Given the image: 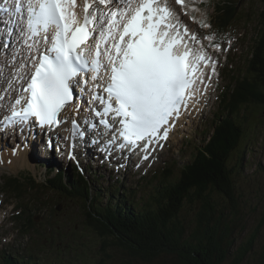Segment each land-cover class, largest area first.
Instances as JSON below:
<instances>
[{
    "label": "snow or ice",
    "instance_id": "snow-or-ice-1",
    "mask_svg": "<svg viewBox=\"0 0 264 264\" xmlns=\"http://www.w3.org/2000/svg\"><path fill=\"white\" fill-rule=\"evenodd\" d=\"M113 4L115 7H110ZM14 6L21 13L15 30L29 52L35 50L37 54L30 57L33 71L26 86L20 89L26 95L16 98L11 115L0 123L4 127L23 126L34 118L41 127L58 126L60 113L74 100L73 82L82 77L85 85L91 80L94 89L102 87L107 94L105 98L93 92L91 97L103 106L102 110L92 109L100 117V124L111 129L114 125L106 119L110 114L113 121H118V136L113 135L108 143L115 144L119 139V149L132 151L144 142L140 150L146 153L143 159H147L149 145L167 138L165 126L179 115L182 105L186 106L197 65L209 59L193 53L187 41L180 47L183 37L178 30L179 21L167 3L14 0ZM0 9L8 11L3 5ZM184 31L187 32L186 27ZM41 42L45 45L42 52ZM25 67L22 63L17 70L19 79H24L19 72ZM72 128L73 137L83 135L76 132L75 120ZM69 158H73L71 152Z\"/></svg>",
    "mask_w": 264,
    "mask_h": 264
},
{
    "label": "rangeland",
    "instance_id": "rangeland-1",
    "mask_svg": "<svg viewBox=\"0 0 264 264\" xmlns=\"http://www.w3.org/2000/svg\"><path fill=\"white\" fill-rule=\"evenodd\" d=\"M216 1L202 0L199 10L193 13L195 21L186 20L195 31L207 35L213 32L212 29L204 31L202 26L208 24L212 18L213 3ZM260 9L259 0H239L235 8L240 12L238 19H235L236 21L227 33H223L216 38L217 43L221 41L224 43L227 36L237 37V39L232 40L230 51L222 53L220 56L221 61L227 60L228 62L226 61L224 67L218 73L220 81L217 84V93L220 94L221 90L228 84V91L225 95H221L219 99L215 97H212V100L206 99L207 102L203 101L202 103V113L191 118L182 119L176 126L174 134L171 135L166 150L159 155L158 161L154 162L151 168L137 169L138 165H134L133 162L132 168L130 166L131 169L128 168L130 170H126L124 166L120 167L119 170L123 173L120 177L129 185L131 193H126L127 195L122 198L120 191L122 187L127 186L118 185L113 177L110 185H107L106 180H109L111 167H101L99 171L97 167L96 169L95 167H86V176L91 180L88 193L91 190L90 195L97 196V199L91 200L94 209L107 204L112 199L116 201L127 199L138 206L151 202V196L155 193V188L159 184L156 182L158 178L155 181H149L153 180L150 177L151 174L156 171L160 176L169 166H172V175L167 176H171L174 180L177 179L180 168L192 161L196 148H201L207 144L210 130L214 126L212 121H215V115L217 116L218 113V101H221L222 105L225 108L228 107V109L236 104L237 97L234 96V86L238 79L245 77L244 68L250 58L257 32L254 15H257ZM215 11V17H222L227 11L226 2L218 6ZM238 33H243V37L238 36ZM0 35H3L2 40H4L5 34L1 33ZM213 39L210 38L209 40ZM207 42L208 39L204 38L202 43L204 49L218 51V48H208ZM14 47L16 46L11 44L8 50L0 48V63L10 53L19 54L20 50ZM199 53L201 51H198ZM13 64L14 61H11L9 65L13 66ZM3 71L4 68L0 64V76L5 75ZM3 88H0V97H2L0 101L4 99L5 95L1 92ZM221 113L228 114L227 111ZM213 116L215 119H213ZM233 118L240 121L241 142L240 149L233 153L231 163L227 162V165L233 166L236 164L241 159V153L243 157L241 164H238L234 170L235 206L225 202V200L218 199L219 194L215 197L218 199L217 203L226 208L228 207V212L224 214L225 217L223 216V218L224 222L227 221L232 228V238L235 239L229 245L226 239L222 237L225 242L223 247H228L227 263L231 262L238 247L243 243L245 244L258 225L264 221V105L251 106L247 112L245 109H240L238 113H234ZM29 154L28 158L27 156L25 158L29 166H23L20 163L17 169L0 168V218L5 220L0 227V257L12 253L14 256H8V258L12 259L15 264L20 263L22 258L26 259L28 257L32 258V264L35 262L39 264H174L173 258L170 256H163L151 262L142 259H131L124 253L122 245L117 243V239L110 238L111 233L104 230L106 235L102 237L88 228L83 229L81 225L87 219L86 203L84 201L69 200L65 194L58 195L52 189L41 186L40 184L48 177V175L43 174L41 169L40 162L42 158L32 149H30ZM61 157L56 156V161H52L57 164L55 166L70 168L72 165L68 164L66 166ZM80 159H82L81 162L85 169L87 158L80 157ZM91 161H95L93 163L98 166V161ZM18 173L22 177L25 175L30 177L31 175L39 185L28 180L24 187L17 188L14 184L15 179H12L11 185L16 187V190L11 193L2 190L1 185L7 183L9 177H14ZM125 192L124 189V195ZM125 202L126 205H129L128 201ZM22 211L24 212L23 218L25 219L27 232V236L24 238L21 236V232L17 230L19 224L16 217H14V215L20 216ZM88 211L89 213L92 212L91 209ZM190 213L193 214L194 210L191 209L190 212L186 211L184 214L187 223L192 220L187 215ZM263 244L264 224L259 229V235L256 237L253 247H251L252 250L241 264H255L256 257ZM0 264H3L2 258Z\"/></svg>",
    "mask_w": 264,
    "mask_h": 264
},
{
    "label": "trees",
    "instance_id": "trees-1",
    "mask_svg": "<svg viewBox=\"0 0 264 264\" xmlns=\"http://www.w3.org/2000/svg\"><path fill=\"white\" fill-rule=\"evenodd\" d=\"M227 2L229 4L227 11L216 24L221 32L226 31L239 16L238 10H235L238 1ZM259 2L261 9L257 14L256 44L247 64L246 76L237 82L234 89L236 104L231 109L223 105L218 106L216 119L212 121L214 126L211 128V135L209 133L211 138L205 146L196 148L192 161L180 168L177 179L167 176L172 175V166L160 176L157 172L153 173L151 177L153 180L149 181L158 178L156 182L159 184L151 196V202L138 206L127 199L118 201L112 199L94 209L86 181L79 176L74 179L61 173L66 177L68 187L67 192L65 191L66 196L73 200H84L86 208L92 210L89 213L86 209L87 219L81 225L83 229L88 228L102 237L106 235L104 230L111 233L110 238L117 239V243L122 245L124 253L129 258L148 262L170 256L174 264H241L249 255L264 221L258 225L245 244L238 247L231 262L227 263L228 247H223L225 242L222 237L229 245L235 239L232 238V228L223 218L228 212V207L221 206L217 200H225L233 204L232 206L236 203L233 178L235 167L243 160L242 153L236 164L227 165V162L231 163L233 153L240 149L241 142L240 121L233 118L234 113H238L240 109L247 112L251 106L264 105V0ZM223 111H227L228 114L224 115L221 113ZM11 183L12 179H9L1 188L9 192L15 191L16 187L19 188L13 187ZM217 194L218 199L215 198ZM89 201L93 209L87 205ZM125 201H128L129 205H126ZM191 209L194 213L187 214L192 218L191 222L187 223L184 214ZM18 217L24 227V212L22 211ZM21 262L32 264V258L28 257L26 260L22 258ZM3 264L15 263L12 259H3ZM255 264H264V244Z\"/></svg>",
    "mask_w": 264,
    "mask_h": 264
},
{
    "label": "bare ground",
    "instance_id": "bare-ground-1",
    "mask_svg": "<svg viewBox=\"0 0 264 264\" xmlns=\"http://www.w3.org/2000/svg\"><path fill=\"white\" fill-rule=\"evenodd\" d=\"M186 8L184 9V11H192L193 9H196L197 10V6L196 5H198L199 3H200V0H186ZM110 7H115V5L113 4V5H111ZM257 10V9H256ZM1 16V15H0ZM236 21V20H235ZM16 25L17 24H15V29H16ZM15 29H12V28H10V30H13L12 31V34L9 36V31H8V33L7 32H4V34H5V37H4V40L3 41H5L6 42V44L5 43H2V44H0V46L1 47H4V50H8V48L10 47V45L11 44H14L15 46H17V44L15 43V41H17L18 40V38L16 37L17 36V31L15 30ZM13 41H14V43H13ZM19 41V40H18ZM18 44H20V42H18ZM5 45H7V47H5ZM184 45L183 44H181L180 43V47H183ZM16 49H17V47H16ZM20 50V52H19V54H15V55H11L12 53H10V55L5 59V60H3V61H1V66L4 68V73H5V75L3 76L2 74V76H0V88H2V87H4L2 90H1V92L2 93H4L5 94V99L1 102V109H0V119H2V117H4L5 116V114H6V109L7 110H10L11 109V105H12V103L15 101V99L19 96V95H17V93H18V91H17V85L16 84H13L12 83V81L13 80H15V77H14V79H13V76L15 75L14 74V67H10V61H8V60H12V58H13V56H15V57H21V56H23L24 57V59H26V58H28L29 56H31V53L30 52H27L26 50H24V49H19ZM10 51H12V50H10ZM9 51V52H10ZM191 51L193 52V53H198L196 50H192L191 49ZM42 52V51H41ZM199 54H202V53H199ZM26 61V60H25ZM23 63V61H16V65L19 67L21 64ZM25 63H27V62H25ZM16 66V67H17ZM5 69H7V70H5ZM1 73V72H0ZM19 79V78H18ZM19 80H21V79H19ZM16 82H17V80H15ZM12 83L11 85H12V87L9 89V83ZM14 86V87H13ZM197 91L199 92L200 91V89H197ZM195 94L197 95V93L195 92ZM16 96V97H15ZM9 108V109H8ZM5 112V113H4ZM1 113H2V115H1ZM66 113H70L71 114V116L73 115V117H75V116H77V114H78V112L74 109V106L72 105V106H68L67 108H66V111H65V113L64 114H66ZM182 119H180L179 120V122L181 121ZM179 124V123H178ZM44 127H48V126H44ZM79 128V127H78ZM168 132H170V133H172V129H171V127L168 129ZM0 140H1V145H0V149L2 148V147H5L6 145H5V143H4V140H3V138L2 137H0ZM143 143V142H142ZM27 148H25V151L27 150L28 151V149L30 148L31 149V146L29 145V143L27 144V146H26ZM127 152L124 150V154H126ZM47 155V154H46ZM45 155V156H46ZM6 156H8V157H5L4 158V161H6V160H8V159H10L11 160V162H10V164L8 165V166H6L5 164L3 165V167H5V168H7V169H9V170H12V169H14L16 166H17V164H20V163H22V164H24L26 161H25V158H26V155L25 154H23V153H21V150H19L18 151V153H17V155H15V156H13V155H11V154H7ZM28 158V157H27ZM120 158V157H119ZM29 160V159H28ZM135 160H136V158L134 157L133 158V160H132V162L133 163H135ZM27 163V162H26ZM130 163V162H129ZM131 164V163H130ZM123 167V166H122ZM119 169H120V167H119ZM62 170V168H59L58 169V172L59 171H61ZM67 171V170H66ZM4 178V177H3ZM121 183L123 184V181H121ZM72 188V187H71ZM69 192H71V191H69ZM74 191H72L71 193H73ZM76 197V196H75ZM89 197L91 198V195H89ZM74 198V197H73ZM89 203H90V201H89ZM90 206L92 207V204L90 203Z\"/></svg>",
    "mask_w": 264,
    "mask_h": 264
}]
</instances>
